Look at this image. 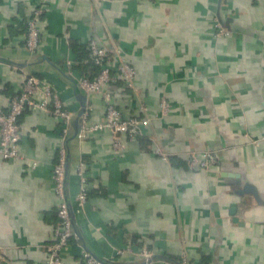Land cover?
<instances>
[{
	"label": "crops",
	"instance_id": "1",
	"mask_svg": "<svg viewBox=\"0 0 264 264\" xmlns=\"http://www.w3.org/2000/svg\"><path fill=\"white\" fill-rule=\"evenodd\" d=\"M41 1L0 0V107L31 72L73 119L84 101L89 122L103 120L101 96H87L67 66L77 57L71 43L93 36L112 71L119 57L133 67L131 86H107L122 117L149 123L138 139L119 134L114 147L107 130L74 136L72 119L63 142L51 112L26 109L22 158L0 156V264H45L62 142L82 238L64 249L63 264H84L87 249L103 264H142L118 253L125 246L149 250L152 264H264V0H45L30 53L23 24ZM218 22L227 33L216 35ZM206 151L213 165H189ZM81 162L89 195L77 204Z\"/></svg>",
	"mask_w": 264,
	"mask_h": 264
},
{
	"label": "built area",
	"instance_id": "2",
	"mask_svg": "<svg viewBox=\"0 0 264 264\" xmlns=\"http://www.w3.org/2000/svg\"><path fill=\"white\" fill-rule=\"evenodd\" d=\"M45 0L33 7L31 14L26 19V29L24 35V46L30 52L34 53L40 42V16L45 9ZM216 35L227 33L223 31L221 25L215 24ZM90 54L94 62L101 66L97 76L88 81L83 76L76 78L77 84L83 89L88 96L91 93H98L104 103V118L98 122H89L87 111L85 110L80 118V127L77 133L78 138L85 137L90 132L109 131L114 137V147H120L119 134L126 135L130 140H135L138 135L142 134V128L149 123L148 118L131 116L122 117L120 111L115 106L112 93L107 87L111 82L121 78L128 86L134 78L133 67L121 57L115 60V72L111 73L108 65L107 51L95 37L88 40ZM117 53H119L117 51ZM73 61H68V73L72 76L71 65ZM24 81L20 91L15 94L6 107H0V156L3 159L22 158L19 150V140L21 137L20 124L18 117L26 110L49 111L60 123L61 141L67 137L70 124L73 119V113L63 107L61 99L54 94L51 86L30 72H25ZM162 108L165 109L167 103L162 98ZM63 142L58 149V156L52 168V180L54 192L57 196V215L58 223L54 226V238L46 244L45 264H63L61 254L66 249L74 236L72 223L70 219L69 206L64 195V165L67 155V147ZM154 152L163 160H168V154L161 148L156 147ZM215 163V155L206 151L202 156L195 154L189 155V165L191 167L208 168ZM77 174L79 177V188L74 196L77 204H83L86 201L87 178L83 171L82 162L79 163ZM134 253L143 258L142 264H152L148 262L151 252L145 248L134 250L131 246H125L118 250V253ZM82 258L85 264H103L97 260L89 251L82 250Z\"/></svg>",
	"mask_w": 264,
	"mask_h": 264
},
{
	"label": "trees",
	"instance_id": "3",
	"mask_svg": "<svg viewBox=\"0 0 264 264\" xmlns=\"http://www.w3.org/2000/svg\"><path fill=\"white\" fill-rule=\"evenodd\" d=\"M26 29V22L23 24V31ZM75 43V42H74ZM73 49L77 52V57L75 58V60H72L73 63L71 65V69L72 70H76V72L78 73V75L83 76L85 79H87L88 81L93 80L97 74L99 73L101 66L96 64L90 54V48L88 46V43H83V44H77V48L74 47L73 42L71 43ZM109 55H107V59H109ZM111 73L113 74L114 71L111 70ZM36 75V74H34ZM37 76V75H36ZM117 86H125L127 88V85L124 83V81L122 80H116L115 82H111L108 87H117ZM129 88V87H128ZM18 122H19V117H18ZM141 135L137 136V139L140 137ZM171 158H173V156H171ZM84 171V170H83ZM89 195V192H86V197ZM55 224L54 226L58 223L59 221V217L57 215V208L55 211ZM76 239L77 237L73 236V239ZM77 240V239H76ZM85 264V263H84Z\"/></svg>",
	"mask_w": 264,
	"mask_h": 264
},
{
	"label": "water",
	"instance_id": "4",
	"mask_svg": "<svg viewBox=\"0 0 264 264\" xmlns=\"http://www.w3.org/2000/svg\"><path fill=\"white\" fill-rule=\"evenodd\" d=\"M82 102V106H81V109L79 110V112L77 113V115H75L74 119H73V128H74V133L73 135L74 136H77V133H78V130H79V127H80V118H81V115L83 114V112L85 111V102L84 101H81ZM65 145L66 147L68 148V144L65 142ZM68 152H67V155H66V161H65V165H64V168H65V171H64V195H65V200L69 206V213H70V219H71V223H72V229H73V232L75 234V236L79 239H82L81 236L78 234L77 232V229L75 227V223H74V216H73V208H72V204L70 202V197H69V192H68V184H67V174H68ZM235 174H233L232 172H222V176H232V177H238L239 178V175L236 174V176H234ZM82 246L84 248H86L84 246V244H82ZM88 250V249H87ZM97 260H99L100 262H103L104 263V259H101L97 256H95L94 254H92ZM155 261V256L154 255H151V257L149 258L148 262H153Z\"/></svg>",
	"mask_w": 264,
	"mask_h": 264
},
{
	"label": "rangeland",
	"instance_id": "5",
	"mask_svg": "<svg viewBox=\"0 0 264 264\" xmlns=\"http://www.w3.org/2000/svg\"><path fill=\"white\" fill-rule=\"evenodd\" d=\"M31 73V72H30Z\"/></svg>",
	"mask_w": 264,
	"mask_h": 264
}]
</instances>
